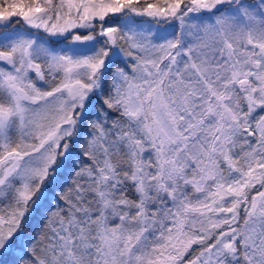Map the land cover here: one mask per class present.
<instances>
[{
	"label": "snow or ice",
	"instance_id": "6c2138e0",
	"mask_svg": "<svg viewBox=\"0 0 264 264\" xmlns=\"http://www.w3.org/2000/svg\"><path fill=\"white\" fill-rule=\"evenodd\" d=\"M14 17L0 264H264V0H0Z\"/></svg>",
	"mask_w": 264,
	"mask_h": 264
},
{
	"label": "trees",
	"instance_id": "16d2710c",
	"mask_svg": "<svg viewBox=\"0 0 264 264\" xmlns=\"http://www.w3.org/2000/svg\"><path fill=\"white\" fill-rule=\"evenodd\" d=\"M150 0H147V2H149ZM248 1H253V0H248ZM137 19H142V18H137ZM174 26H176V25H174ZM5 30H8V31H11V30H16V31H35V30H33V29H30L28 26H26L23 22H22V20H20L19 18H13V22H12V24H10L9 26H8V28L7 29H3V28H0V31H5ZM258 113H260V111H258L256 114H254L255 116L258 114ZM250 140H254V138L252 137V138H249ZM69 183H70V178H69ZM253 192H256L255 190H253ZM242 222V218H241V221H240V223ZM41 226H42V222H41ZM198 250H199V247L198 246H193V251L194 252H198ZM191 258V255H189V256H186L185 257V260H188V259H190Z\"/></svg>",
	"mask_w": 264,
	"mask_h": 264
},
{
	"label": "rangeland",
	"instance_id": "374dc122",
	"mask_svg": "<svg viewBox=\"0 0 264 264\" xmlns=\"http://www.w3.org/2000/svg\"><path fill=\"white\" fill-rule=\"evenodd\" d=\"M150 3H157V0H150L149 1ZM163 2V0H160V3H162ZM245 2H247V3H255L256 2V0H253V1H248V0H245ZM205 15H207V13L205 14ZM142 19H149V18H147V17H143ZM23 22V21H22ZM24 23V22H23ZM27 26V25H26ZM177 27H178V25H176ZM34 30V29H33ZM245 110H246V106H245ZM259 115H264V111H260V113H258L256 116H255V118H257L258 119V117H259ZM250 138H252V137H250ZM253 143H255V140H253L252 141ZM192 167H195V165L193 164L192 165ZM261 190H264V189H261ZM257 194V192H252L251 193V195H256ZM251 197H249V199H250ZM241 218H242V222H243V212L241 213ZM241 222V223H242ZM200 250V249H199ZM198 250V251H199Z\"/></svg>",
	"mask_w": 264,
	"mask_h": 264
}]
</instances>
